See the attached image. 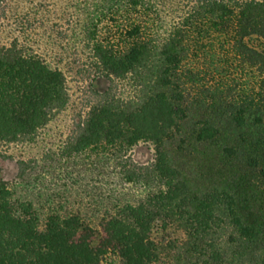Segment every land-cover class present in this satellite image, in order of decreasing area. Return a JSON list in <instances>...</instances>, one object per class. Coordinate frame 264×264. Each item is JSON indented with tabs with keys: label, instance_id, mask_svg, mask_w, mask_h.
<instances>
[{
	"label": "trees",
	"instance_id": "1",
	"mask_svg": "<svg viewBox=\"0 0 264 264\" xmlns=\"http://www.w3.org/2000/svg\"><path fill=\"white\" fill-rule=\"evenodd\" d=\"M172 2L69 3L55 36L91 82L40 155L10 150L66 109V74L27 43L37 19L0 44V264H264V0Z\"/></svg>",
	"mask_w": 264,
	"mask_h": 264
},
{
	"label": "rangeland",
	"instance_id": "2",
	"mask_svg": "<svg viewBox=\"0 0 264 264\" xmlns=\"http://www.w3.org/2000/svg\"><path fill=\"white\" fill-rule=\"evenodd\" d=\"M72 0H4L7 3L6 16L0 24V44L8 43L18 34L20 24L25 26L26 18L37 19L34 30L30 32L27 43L32 44L39 53L46 57V60L61 68L67 78V85L70 93V102L65 110L60 112L44 129L41 135L32 143L22 147H13L11 152L15 157H27L40 155L43 150L56 148L63 141L70 127L71 117L76 112L81 102L87 96L91 74H79L76 72L77 53L73 48H67V42L59 40L55 36V30L59 28L70 12L68 5ZM171 8H167L169 13L177 15L181 10V5L176 6V0H172ZM2 4H0L1 6ZM54 29V31H52ZM76 59V60H75ZM108 82L103 78L92 80V86L99 91L106 88ZM150 150L146 147H136L132 151L133 158L138 162H145L150 157ZM17 168L15 160H5L2 163L3 177L10 180L16 175ZM61 180H59L60 182ZM115 178L108 177L105 180L94 178L90 183L88 194L84 193L83 203L89 204L96 199L97 192L108 187L109 182L113 183ZM103 185V183H105ZM108 183V184H107ZM90 191V192H89ZM47 205V204H45ZM170 235H176L174 230H168ZM160 231L154 232V237L159 238Z\"/></svg>",
	"mask_w": 264,
	"mask_h": 264
}]
</instances>
